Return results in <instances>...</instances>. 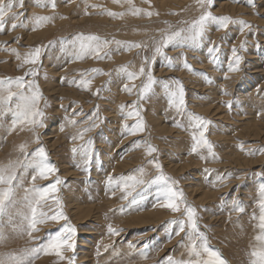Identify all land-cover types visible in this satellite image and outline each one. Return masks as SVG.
Here are the masks:
<instances>
[{
	"label": "rangeland",
	"instance_id": "rangeland-1",
	"mask_svg": "<svg viewBox=\"0 0 264 264\" xmlns=\"http://www.w3.org/2000/svg\"><path fill=\"white\" fill-rule=\"evenodd\" d=\"M10 2L13 8L0 33V80L24 77L25 89L13 85L12 91L26 95L31 94L28 82L38 86L37 107L43 116L37 119L43 126L24 121L12 129L20 101L14 96L8 104L0 103V167H12L17 175L15 204L0 219V264H16V258L26 264H69L73 256V264L207 259L202 250L200 257L190 252L187 224L176 235L179 227L171 221H186L183 205L176 213L160 207L166 187L163 180H157L161 172L170 178L169 183L176 181L174 187L195 207L208 247L218 250L227 264H251V252L259 246L255 240L261 214L259 185L264 183V0H212L211 6L204 7L198 0H131V4L128 0H54L55 8L52 0H23V7L19 0H0L5 6ZM135 9L142 11L134 15ZM109 11L123 15L113 17ZM206 11L246 21L251 27L241 30L239 23H229L225 29L218 21H209L198 44H170L162 49L163 56L144 64V58L151 61L168 34L187 30ZM38 16L51 19L37 26ZM13 23L22 26L12 29ZM80 34L110 41L105 49L110 58L86 55L77 59ZM135 44L141 47H127ZM214 45L219 51L210 54ZM36 47L41 48L37 62L25 63L26 54ZM233 47L242 57L238 66L233 63ZM185 61L191 70L184 67ZM142 64L156 83L139 101L145 131L131 135L124 125L131 127L137 120L126 119V113L138 100V89L147 77L133 81L128 72H138ZM33 71L35 75L30 74ZM82 78L91 79L87 88L79 84ZM175 81L183 85L186 111L211 122L206 138L215 157L206 148L192 152L193 129L187 117L169 105ZM124 85L132 88L131 94ZM121 105L128 108L122 111ZM85 128L90 130L83 139H73ZM148 145L156 149L150 155ZM41 147L56 169L46 179L39 177L35 166ZM129 177L142 182L134 183ZM57 180V190L48 193L38 210L48 216L62 211L67 219L38 224L39 231L29 237L27 221L20 215L30 214L24 200L26 189L48 187ZM109 226L117 234L109 232ZM66 227L75 230L69 241L75 247L63 251L65 259L54 252L28 254L58 233L68 235L62 232ZM196 243L199 246L201 241Z\"/></svg>",
	"mask_w": 264,
	"mask_h": 264
},
{
	"label": "snow or ice",
	"instance_id": "snow-or-ice-1",
	"mask_svg": "<svg viewBox=\"0 0 264 264\" xmlns=\"http://www.w3.org/2000/svg\"><path fill=\"white\" fill-rule=\"evenodd\" d=\"M114 2H119V0H114ZM201 7H204L205 5L211 6L212 0H198ZM128 3L131 4V0H128ZM19 5L23 7V0H19ZM51 6L53 8L56 7V4L54 0H52ZM92 7H97V5H92ZM13 8V4L10 2L6 6L3 3H0V33H2L5 30V17L8 15L9 12H11ZM142 10L141 9H135L133 11L134 15H138ZM85 14H88L87 12ZM148 16H151V12L145 13ZM108 15L110 16H117V15H123V13H115V12H108ZM14 18L16 17V14H14ZM51 19V17L48 16H38L35 18V22L37 26L42 25L44 22H47ZM209 21H218L219 27L221 28H227L229 23H239L242 27L241 30H243L244 27H251L246 21L240 20V21H233L230 17L224 16V17H216L213 16L210 11H206L204 14H202L198 20H195L191 23L190 27L185 30L181 29L179 31H174L171 34H168L163 41L155 48L152 60L150 61L148 57L144 58V64H149L151 62H154L156 55H164L163 48L168 47L170 44L173 46H181L183 47L186 42H190L191 44L195 45L198 44L206 33V26ZM18 26L13 23L11 25L12 29H15ZM35 31V28L33 29ZM77 41H79V49L76 52V58L77 59H83L86 55H95L99 59H103L105 56H108L110 58L109 52L105 51V49L108 48L110 41L101 40L100 37L95 35H83L80 34L77 38ZM116 44H121L120 41H115ZM128 48L131 47H141L140 44L135 45H127ZM244 45H241V48H243ZM13 52H16L15 49L12 50ZM219 51L218 46H213L209 48V53H216ZM41 53V48L36 47L34 50L26 54L24 62L29 64H35L37 60L39 59ZM103 53V55H102ZM17 59L20 58L19 53L17 52ZM232 54L234 57V65L238 66L242 57L237 55V49L233 47ZM169 60V67H172L171 58H167ZM144 64H142L139 68L138 72H128V77L130 80L135 81L136 79H139L141 76L147 77V80L145 83L140 86L138 89V100L134 101L131 105V110L127 111L126 113V119L127 118H133L135 117L137 122L135 125L129 127L127 124L124 125L125 129H128L129 134L135 135L137 132H143L145 131V124L143 121V118L140 116V104L139 101L146 98L147 94L152 90L153 84L156 83L155 78L153 77L151 71H145ZM185 68H189L191 70V66L187 64L185 61L184 63ZM126 71V69H123ZM230 70L237 71L238 67H232ZM92 72H97L100 74H103L101 70L99 69H92ZM31 75H35V72H31ZM177 85L176 90L170 91L169 96V105L170 107L175 108L176 112L180 116H186L188 119L189 127L193 129L192 132V152L195 153L200 148H206L209 155L215 157V153L213 151V145L211 142L206 138V132L208 129V125L211 123L210 121L205 120L203 117H200L194 113L187 112L186 111V104H185V91L183 88V85L179 81L174 82ZM79 84L83 87L87 88L91 84V79H81L79 81ZM7 85V87H5ZM15 85L17 89H25L26 84L24 81V77H17L15 80L9 78L7 81L0 80V103L8 104L12 98L15 96L18 98L20 103L16 106V111L14 113L15 118L12 121V129H15L18 122H24L27 121L30 124L36 125V126H43L42 122L37 119V117H42L43 112L39 110L37 107L39 100L41 98V95L39 93L38 86L34 85V82H28L27 83V91L30 92V95H26L24 91H12V86ZM135 88V84L132 86ZM167 88L168 86L165 85ZM124 89L128 91L131 94L132 88H129L128 85H124ZM7 92V95H3L2 93ZM98 94V93H97ZM231 105H229L230 107ZM121 110L124 111L126 108H128V105H121ZM69 123L75 124V120L69 121ZM95 126V125H93ZM176 126H181L179 123H177ZM63 130V129H61ZM90 129L85 128L78 137H73V139H83L84 132L89 131ZM90 143V142H89ZM75 152L76 149H73ZM148 154L155 152V147L148 145L147 146ZM262 152H264V149H261ZM87 155V151L85 153ZM36 155L40 157V160L35 162V166L38 169V175L40 178L46 179L50 173H53L56 171L53 165L49 164L47 162V153L44 148H39L36 152ZM203 158V157H202ZM155 163L156 168L160 169L161 165L158 162L151 161ZM37 179V176H33L32 180L35 182ZM130 180H133L134 183H141L142 181H136L135 178L129 177ZM221 179H224L221 177ZM17 180L16 171L14 168H2L0 167V186H6V187H0V219H2L4 216L8 215V209L12 206H14L15 201L13 200L14 196V184L13 182ZM123 180V178H121ZM157 180H163L165 182L166 187L164 188L162 192V198L163 203L160 204V207L167 208L171 210L173 213L181 212V205H183V215L186 217L185 220H179V221H171L173 224H177L179 227V231L176 233V235H179L180 232H183L185 230V224H187L188 228L190 229V232L188 233L189 238L191 239V246H190V252L195 254V256L200 257L201 256V250L203 253L207 254V259H196L193 261H173L169 258L168 264H227V262L222 258L220 252L218 250H212L208 247V241L207 237L204 235V233L200 232L199 226H198V217L195 207L188 204L184 193L182 190L176 189L174 185L176 184V181H171L169 183L170 178L165 177L163 173L161 172V175L157 177ZM109 182L111 183V178H109ZM60 181L57 180L54 184L49 185L48 187L39 188L35 185L30 188L26 189V195L24 197V200L27 203V207L29 209L30 214L26 215L23 213H20V215L23 216V219L27 221V234L29 237H32L33 232L39 231L37 228L38 224L46 223L48 220L58 221L60 219H67L66 216H64V213L62 211L52 215L48 216L45 212L39 211V207L41 206L43 201H46L48 198L49 192H55L56 184H59ZM125 187H128L127 181H124ZM259 207H260V216H259V234L255 237V240L259 242V246L254 248L251 252V256L253 259L251 260V264H264V183H261L259 185ZM126 198V197H125ZM57 203L59 204V200H57ZM239 211H243L242 208L238 209ZM255 218V217H254ZM74 229L70 227H66L62 230V232H67L68 235H62V233H58L56 237L49 240L48 244L41 245L37 248H32L28 251V254L31 256H36L40 252H45L46 254L54 252L56 256H58L61 260L65 259V256L63 254V251L66 250H74V243L69 242L71 240L72 234H74ZM109 232L113 234H117L116 230L113 229L111 226H109ZM192 237H195V239H192ZM0 238L2 237V233H0ZM200 240L201 243L198 246L196 243V240ZM69 264H73L75 257L68 258ZM16 264H26V261L23 259L16 258Z\"/></svg>",
	"mask_w": 264,
	"mask_h": 264
}]
</instances>
